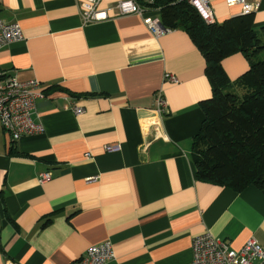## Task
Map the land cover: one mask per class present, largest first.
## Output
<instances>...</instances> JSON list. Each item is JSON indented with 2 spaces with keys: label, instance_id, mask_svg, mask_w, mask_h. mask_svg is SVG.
Masks as SVG:
<instances>
[{
  "label": "crops",
  "instance_id": "obj_1",
  "mask_svg": "<svg viewBox=\"0 0 264 264\" xmlns=\"http://www.w3.org/2000/svg\"><path fill=\"white\" fill-rule=\"evenodd\" d=\"M119 1L103 0L109 18L86 24L79 0H0V19L24 33L0 50V71L44 93L42 133L14 141L0 123V264H71L104 242L110 264H192L206 232L233 250L250 238L264 247V192L196 178L201 103L213 95L203 54L183 28L158 37L139 15L117 16ZM212 7L217 23L241 15L225 0ZM222 66L232 82L250 68L241 53Z\"/></svg>",
  "mask_w": 264,
  "mask_h": 264
},
{
  "label": "trees",
  "instance_id": "obj_2",
  "mask_svg": "<svg viewBox=\"0 0 264 264\" xmlns=\"http://www.w3.org/2000/svg\"><path fill=\"white\" fill-rule=\"evenodd\" d=\"M156 6L165 27L186 30L206 60L212 85V97L201 103L206 118L193 143L197 180L264 192V61H256L264 52V26L257 30L255 13L209 24L187 1L158 0ZM238 53L250 68L232 82L222 63Z\"/></svg>",
  "mask_w": 264,
  "mask_h": 264
},
{
  "label": "built area",
  "instance_id": "obj_3",
  "mask_svg": "<svg viewBox=\"0 0 264 264\" xmlns=\"http://www.w3.org/2000/svg\"><path fill=\"white\" fill-rule=\"evenodd\" d=\"M103 0H79V8L84 23L100 22L109 18L108 10L101 9ZM158 0H122L112 6L117 16L139 15L144 23L158 37L165 35L172 29L162 23L157 7ZM176 2L187 1L194 7L202 18L209 24L216 22L212 7L213 0H173ZM229 6H240L241 14L256 13L260 9L259 0H225ZM24 40L22 27L18 23H7L0 19V50L14 42ZM165 79L177 83L178 78L170 73ZM44 97L42 84L38 80L19 81L14 76H6L0 71V123L4 131L14 141L38 135L44 131V126L36 122L33 116L36 103ZM156 108L162 114H168V102L159 90L156 94ZM83 108H75V113L80 115ZM119 146H107L106 151L115 152ZM86 157L92 159V154ZM52 178L49 172L41 174L39 181L45 183ZM192 264H264V247L255 239L250 238L240 250H233L230 246L210 232L199 235L193 240ZM116 260V254L111 242L90 246L85 254L71 264H110Z\"/></svg>",
  "mask_w": 264,
  "mask_h": 264
},
{
  "label": "rangeland",
  "instance_id": "obj_4",
  "mask_svg": "<svg viewBox=\"0 0 264 264\" xmlns=\"http://www.w3.org/2000/svg\"><path fill=\"white\" fill-rule=\"evenodd\" d=\"M262 39H263V43H264V37H262ZM258 60H261V61H264V52L260 55V56H258L257 58H256V61H258ZM236 93H238V94H242V90H241V88H237L236 89Z\"/></svg>",
  "mask_w": 264,
  "mask_h": 264
}]
</instances>
